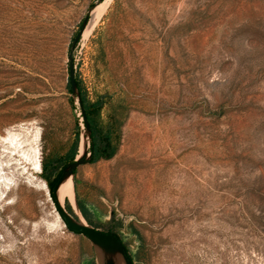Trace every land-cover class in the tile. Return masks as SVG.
Wrapping results in <instances>:
<instances>
[{"label":"rangeland","instance_id":"obj_1","mask_svg":"<svg viewBox=\"0 0 264 264\" xmlns=\"http://www.w3.org/2000/svg\"><path fill=\"white\" fill-rule=\"evenodd\" d=\"M90 221L133 264H264V0H0V264H129Z\"/></svg>","mask_w":264,"mask_h":264},{"label":"trees","instance_id":"obj_2","mask_svg":"<svg viewBox=\"0 0 264 264\" xmlns=\"http://www.w3.org/2000/svg\"><path fill=\"white\" fill-rule=\"evenodd\" d=\"M76 81L78 85L77 78ZM100 101L101 103H103L102 105L107 104L109 109L108 123L104 130L105 131L104 134L106 138L109 139L110 142L109 146L112 149L111 155H113L116 152L120 141V131H121V126L124 123L126 117V107L122 102H117L108 96H106L105 98H101ZM73 162H74L73 155H68V156L53 155L43 162L42 177L45 179V181L47 182L50 188L56 186L63 170ZM90 223L91 225H93L96 231L103 234L114 236L118 240V242L122 245L125 255L129 259V262H132V260L128 256L127 249L124 247L118 234L115 231H113L112 229L108 231H101L99 230V228H97L98 226H96V224H94L91 221Z\"/></svg>","mask_w":264,"mask_h":264},{"label":"bare ground","instance_id":"obj_3","mask_svg":"<svg viewBox=\"0 0 264 264\" xmlns=\"http://www.w3.org/2000/svg\"><path fill=\"white\" fill-rule=\"evenodd\" d=\"M100 15H101V10H97L96 15H95V19H97ZM92 27H93V23H91V25L89 26L88 31L92 30L91 29ZM83 140H85V139H83ZM4 142H6V141H4ZM7 142L10 144L9 147L12 148V149H14V150H19V147H21V146H18L19 145L18 144V141H17V139L14 136L11 137ZM85 151H86V143L84 141H82L81 142V146H80V155H83L85 153ZM23 156H24V160H25L24 162L25 163L28 164V163L31 162L35 166L36 169H39L40 170V163H39L40 161H37L35 159L36 158L35 156L32 155L35 158L30 157L29 155H26V154H24ZM36 156H37V154H36ZM33 159L35 161H33ZM56 191H57L56 194L59 196V198L63 197L66 193H69L71 196H73L72 195V192H71V176L69 174H66L65 173L62 176L59 184L56 187ZM94 243L96 244V246L98 247V249L103 253V255L105 257L104 260H103L104 261L103 264H121V259H122L121 258V254L116 253L115 251H113L114 249L112 250L109 246H107L106 244H104L98 238H94Z\"/></svg>","mask_w":264,"mask_h":264},{"label":"water","instance_id":"obj_4","mask_svg":"<svg viewBox=\"0 0 264 264\" xmlns=\"http://www.w3.org/2000/svg\"><path fill=\"white\" fill-rule=\"evenodd\" d=\"M87 21L88 19H86L83 23V28L82 30L80 31V34L77 36V38L75 39V42H77L79 40V38L82 36V32H83V29L85 28V26L87 25ZM69 83H70V89H71V92L73 94L77 93L78 92V85H77V81H76V69H75V65H74V60H73V56L72 54L69 55ZM83 164V161L82 160H76L74 161L73 163L69 164L68 166H72L73 168V172ZM68 166L63 170L61 176L59 177V180L56 184V186L58 185V183L60 182L62 176L64 175V173L66 172ZM51 187L49 190H50V193L52 194L55 187ZM57 209L60 208L59 204L57 203ZM87 230H83V231H79V233H84L86 232ZM93 234H96V235H102L100 232L96 231L95 229H92L91 230ZM122 246V245H121ZM123 248V247H122ZM124 250V249H123ZM129 264H133L132 262H129Z\"/></svg>","mask_w":264,"mask_h":264}]
</instances>
